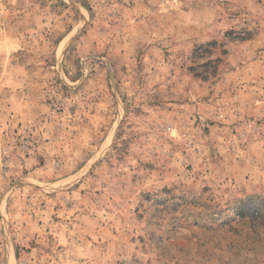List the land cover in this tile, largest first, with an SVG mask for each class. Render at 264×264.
<instances>
[{
	"label": "rangeland",
	"instance_id": "374dc122",
	"mask_svg": "<svg viewBox=\"0 0 264 264\" xmlns=\"http://www.w3.org/2000/svg\"><path fill=\"white\" fill-rule=\"evenodd\" d=\"M0 264H264V0H0Z\"/></svg>",
	"mask_w": 264,
	"mask_h": 264
}]
</instances>
